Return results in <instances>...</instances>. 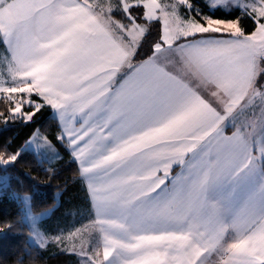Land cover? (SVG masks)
I'll list each match as a JSON object with an SVG mask.
<instances>
[{"label": "snow or ice", "instance_id": "obj_1", "mask_svg": "<svg viewBox=\"0 0 264 264\" xmlns=\"http://www.w3.org/2000/svg\"><path fill=\"white\" fill-rule=\"evenodd\" d=\"M0 47V121L51 109L58 129L0 147V171L66 145L94 209L29 241H73L77 264H264V0H0Z\"/></svg>", "mask_w": 264, "mask_h": 264}, {"label": "trees", "instance_id": "obj_2", "mask_svg": "<svg viewBox=\"0 0 264 264\" xmlns=\"http://www.w3.org/2000/svg\"><path fill=\"white\" fill-rule=\"evenodd\" d=\"M158 34L157 29H151L144 38V52L149 51ZM7 106L6 100L0 99V112H6ZM50 113L51 109L39 113L35 118L36 122L30 127L11 122L5 126L0 121V147L8 144L11 151L17 150L37 128L55 144L58 135L57 122ZM57 152L59 158L52 164L42 163L32 154H26L10 172L0 171L12 178L7 186L0 187V264H14L17 257L25 252L31 259L25 257L24 264H77L76 255L60 251L54 245L38 248L28 241L30 229L19 215L22 205L14 198L15 194H31V210L33 213H40L56 205L55 193L60 191L58 205L55 207V212L61 218L60 222L80 209L90 211V197L79 175L78 164L73 162L66 145L59 147ZM8 223L15 227L9 230Z\"/></svg>", "mask_w": 264, "mask_h": 264}, {"label": "rangeland", "instance_id": "obj_3", "mask_svg": "<svg viewBox=\"0 0 264 264\" xmlns=\"http://www.w3.org/2000/svg\"><path fill=\"white\" fill-rule=\"evenodd\" d=\"M159 2H161V0H158V3ZM3 55H4V49L2 47H0V58H2ZM2 95L3 94H0V96H2ZM41 135H43V134L41 133ZM58 158H59L58 152L55 155V158L52 157V153H47L45 156V159L47 160V162H46L47 164H52V163L56 162L58 160ZM37 159L41 161V157L37 156ZM4 176H5V174L0 173V177H4ZM84 184H85V182H84ZM4 185L5 184L2 181H0V187L4 186ZM60 193H61L60 191H57L55 193L56 205H54L51 208H49L43 212H40V213H33L32 210L30 209V215L26 214L24 217H22L23 222L26 223L30 229L28 238L30 236H33L34 233L38 234L40 231L48 232L50 234V237H55L58 234L63 235L64 237H67L70 229H74L75 227H80L83 224L88 223L90 217L94 216V210L91 207L90 211L88 209H80L74 213H71L70 215L63 218L64 220L62 222H60L61 218H59V214H57V212H55V209H56L55 207L58 205ZM14 196L23 198L27 195L15 194ZM44 212H48L49 215L45 218L40 217V214L44 213ZM38 217L40 218L39 222H36L33 218H38ZM34 239L35 238L33 237V240ZM28 241H29V239H28ZM29 242L31 244H33L34 246L40 248L37 245L39 243L38 239L36 240L37 244L32 243L31 241H29ZM72 243H73V241H69L67 239H65V242L63 245L57 244L56 242H54V240L51 242L47 239L45 240L46 247H48L50 245H54L60 251H62L61 249L63 247L70 248ZM75 243L78 244L79 242L75 241ZM67 252L71 253L70 251H67Z\"/></svg>", "mask_w": 264, "mask_h": 264}, {"label": "crops", "instance_id": "obj_4", "mask_svg": "<svg viewBox=\"0 0 264 264\" xmlns=\"http://www.w3.org/2000/svg\"><path fill=\"white\" fill-rule=\"evenodd\" d=\"M90 197V196H89ZM93 209V208H92ZM94 210V209H93Z\"/></svg>", "mask_w": 264, "mask_h": 264}]
</instances>
